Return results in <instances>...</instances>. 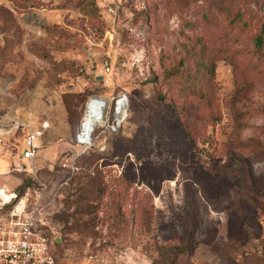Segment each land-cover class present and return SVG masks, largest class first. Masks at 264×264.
<instances>
[{
    "label": "rangeland",
    "instance_id": "rangeland-1",
    "mask_svg": "<svg viewBox=\"0 0 264 264\" xmlns=\"http://www.w3.org/2000/svg\"><path fill=\"white\" fill-rule=\"evenodd\" d=\"M0 79L65 111L56 264H264V0H0Z\"/></svg>",
    "mask_w": 264,
    "mask_h": 264
},
{
    "label": "built area",
    "instance_id": "built-area-1",
    "mask_svg": "<svg viewBox=\"0 0 264 264\" xmlns=\"http://www.w3.org/2000/svg\"><path fill=\"white\" fill-rule=\"evenodd\" d=\"M108 65L104 69L108 70ZM119 98V97H118ZM115 99L114 109L117 107ZM122 98V97H120ZM120 112H114L106 126L114 130L120 122ZM39 133L22 126L17 120L5 121L0 118V144L17 152L18 160L7 172L25 174L29 183L20 192L0 185V264H56L51 251L52 239L48 235L49 222L45 206L49 200L44 195L49 187L34 169V159ZM80 128L74 134L76 143L80 139Z\"/></svg>",
    "mask_w": 264,
    "mask_h": 264
},
{
    "label": "crops",
    "instance_id": "crops-1",
    "mask_svg": "<svg viewBox=\"0 0 264 264\" xmlns=\"http://www.w3.org/2000/svg\"><path fill=\"white\" fill-rule=\"evenodd\" d=\"M26 17V16H24ZM31 19V16H29ZM27 17V18H29ZM44 17H50L46 14ZM32 20V19H31ZM33 96V91L26 89L16 98L9 82L0 79V118L5 121L17 120L31 130H36L38 148L34 159V169L50 170L58 155L65 149L71 139L66 123L65 111L44 106ZM42 112V113H41ZM18 160L17 152L8 146L0 144V175L4 177L10 173L11 164ZM16 183H21L22 177L16 175Z\"/></svg>",
    "mask_w": 264,
    "mask_h": 264
},
{
    "label": "bare ground",
    "instance_id": "bare-ground-1",
    "mask_svg": "<svg viewBox=\"0 0 264 264\" xmlns=\"http://www.w3.org/2000/svg\"><path fill=\"white\" fill-rule=\"evenodd\" d=\"M107 99L101 98V97H91L89 100L85 113L83 116V119L81 121L80 130H81V136L80 139L82 140H88L91 134L93 126L95 124H100L101 120L103 119V116L105 114V108L107 106ZM125 104L123 102V99H120L117 102V107L115 108V113L117 111L120 112V114L124 113L125 111ZM101 106H103V109L101 110Z\"/></svg>",
    "mask_w": 264,
    "mask_h": 264
},
{
    "label": "trees",
    "instance_id": "trees-1",
    "mask_svg": "<svg viewBox=\"0 0 264 264\" xmlns=\"http://www.w3.org/2000/svg\"><path fill=\"white\" fill-rule=\"evenodd\" d=\"M259 40V35L256 36V41ZM83 112V111H82ZM77 131V129L75 130V132ZM22 177V181H21V185L18 188L17 192H20L22 190V188L28 184L30 181L28 179V177L25 174L20 175Z\"/></svg>",
    "mask_w": 264,
    "mask_h": 264
},
{
    "label": "water",
    "instance_id": "water-1",
    "mask_svg": "<svg viewBox=\"0 0 264 264\" xmlns=\"http://www.w3.org/2000/svg\"><path fill=\"white\" fill-rule=\"evenodd\" d=\"M103 109V106H101V110Z\"/></svg>",
    "mask_w": 264,
    "mask_h": 264
}]
</instances>
